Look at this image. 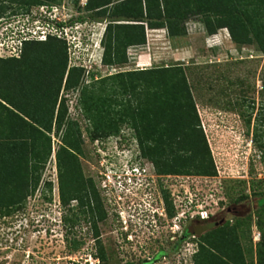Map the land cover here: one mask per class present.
<instances>
[{
    "label": "rangeland",
    "instance_id": "374dc122",
    "mask_svg": "<svg viewBox=\"0 0 264 264\" xmlns=\"http://www.w3.org/2000/svg\"><path fill=\"white\" fill-rule=\"evenodd\" d=\"M23 1L33 4H26L25 9L43 4L58 6L60 13L70 19V29L77 43L67 42L69 66L81 64L84 72L78 86L65 89L64 82L60 91L57 111L61 105L66 118L60 130L55 125L50 133L51 154L41 166V179L36 190L22 203L0 206V264H126L131 260H134L132 264H137L148 257L154 261L153 264H197L195 256L200 243L206 244V240L200 239L199 235L189 236L177 245V240L171 237L174 235L171 219H162L159 227L152 231L133 224V242H121L122 222L118 221L114 208L119 204L114 200L115 194L108 196L101 187L104 180L101 175L102 161L93 140L106 115L95 112L91 116L88 110L95 103H105L104 112L110 114L111 126L118 123L119 133L105 137L109 138L105 153L112 155L106 163L112 161L113 166L121 165L119 162H126L136 145L130 140L128 150L118 156L115 137L120 135L128 141L136 135L131 122H128L130 117L127 116L125 119L128 121L121 123L120 116L128 114L126 107L129 104L137 106L139 101L130 93L124 94L119 82L107 77L124 71L177 65L182 66L187 75L217 174H160L161 177L155 174V182L158 179L163 181L164 198L165 191L181 190L182 185L215 193L214 199L210 192L207 194L215 215L208 222L195 224L204 226L221 221L223 225L229 220L226 233L238 239L245 264H262L258 211L264 202L261 196L264 193V51L257 43L237 45L231 38L227 42L222 28L216 34H210L205 23L194 17L186 23L187 34L182 36H170L166 28H147V43L129 46L128 62L111 67L103 62V55L105 32L108 24L116 19L114 16L88 10L89 0H0V18L26 11L21 7V4H25ZM36 1L43 4L35 5ZM81 38L82 42H79ZM145 52L151 56L148 61L142 60ZM140 92L141 89L136 92L139 98L142 97ZM90 95L95 96L93 103L89 102ZM70 129V137L75 135L82 144L77 157L84 177L101 193L104 218L100 214H93L89 207H81L78 203L81 195L77 193L74 195L77 198L64 202L69 209L64 213L59 212L56 205L47 203L46 195L52 197L51 200H58V153L65 146ZM148 160L153 162L151 158ZM187 176H196V180L187 181ZM206 177L210 178L209 186L205 182ZM157 183L159 186L160 182ZM153 194V197L160 195L158 187L153 188ZM141 195L134 197L130 194L126 200L140 201ZM243 195H249V198L241 200ZM111 197L114 198L112 203L108 201ZM121 206L125 208L123 203ZM33 210L42 214L45 211L50 216L45 215L37 223ZM73 217L76 221L68 228ZM63 219L64 225L60 223ZM187 225L184 224L183 228ZM210 237L216 238V234ZM175 247L177 249L172 250ZM161 251L168 254L165 256L161 253L158 257ZM99 255H105V258ZM197 260L201 261L202 257L198 256Z\"/></svg>",
    "mask_w": 264,
    "mask_h": 264
},
{
    "label": "trees",
    "instance_id": "16d2710c",
    "mask_svg": "<svg viewBox=\"0 0 264 264\" xmlns=\"http://www.w3.org/2000/svg\"><path fill=\"white\" fill-rule=\"evenodd\" d=\"M23 2L21 7L29 11L25 5L31 2ZM37 4L43 3L36 1ZM87 9L116 18L105 32L103 62L111 67L128 62L129 46L147 43V28H166L170 36H182L187 34L186 23L194 17L205 23L210 34L222 28L227 42L231 38L237 45L257 43L264 51V0H89ZM67 49L66 40L50 37L47 41L27 42L19 59L0 58V206L22 203L40 182L39 171L51 154L50 133L55 125L60 130L66 118L61 105L57 111L60 91L64 82L65 89L78 86L84 72L81 66H69ZM107 78L118 81L124 94L130 93L139 101L137 106L126 107L128 114H122L120 122H127L125 118L130 117L128 122L134 128L144 157L152 159L159 174H217L182 66L124 71ZM139 89L141 98L136 93ZM89 99L93 103L95 96L90 95ZM88 108L91 116L95 112L106 115L93 140L119 133L118 123L111 126L112 118L104 112L105 103ZM70 135L71 129L58 153L62 202L77 198L74 196L77 193L81 195L79 201L87 199L85 205L93 214L104 218L101 196L93 183L85 179L77 157L82 144L79 138ZM261 196L264 198V193ZM46 198L49 199L47 195ZM165 198L172 217L175 212L168 191ZM248 198L249 195H243L241 200ZM262 211L264 202L258 211L259 246L264 264ZM75 221L74 217L70 219L67 227H72ZM205 222L208 221H202ZM229 225L228 220L199 235L206 244L200 243L195 256L197 264H245L238 239L226 233ZM189 234L193 233L187 230L186 236ZM214 234L216 238H211ZM198 256L202 257L201 261L197 260Z\"/></svg>",
    "mask_w": 264,
    "mask_h": 264
},
{
    "label": "built area",
    "instance_id": "2783aa9c",
    "mask_svg": "<svg viewBox=\"0 0 264 264\" xmlns=\"http://www.w3.org/2000/svg\"><path fill=\"white\" fill-rule=\"evenodd\" d=\"M69 20L66 15L63 16L60 13L58 6L47 4L37 7L34 6L29 11H20L1 17L0 58H21L26 43L31 41H47L50 37H57L66 40L68 43L74 42L75 36L70 29ZM73 66H81V64L77 63ZM115 138L116 143L114 145L118 156L121 155L120 153L125 154V151L128 150L127 146L130 145V140H133L132 143L134 142L136 145L135 150L133 149L134 152H131L127 156L126 162H119L121 165L115 164L113 166L112 161L106 163L107 158L111 160L112 157V155H106L105 153L107 152L109 138H99L94 140V143L97 144V155L101 159L100 162L102 161L101 170L103 172L100 174L104 176V180L101 181V187L108 196H114L115 194V199L111 197L108 201L112 203L114 199L119 204V206L116 207L115 205L114 207L115 215L118 221L122 222L125 230L130 231L132 229L129 235L130 239L135 234L132 228L134 226L133 224L140 227V229L146 228L152 231L154 228L159 227L162 219L166 221L171 219L173 224L171 228L174 234L171 236L172 239L177 240L181 238L185 241L189 237L186 236V231L190 225L196 222L198 223L199 221L204 222L212 219L215 213L211 210L212 203L208 201L209 196L207 197V194L210 192L213 199L216 194L210 190L194 189L192 185H182L184 192L183 189L170 191V198L175 212L171 217L166 199L163 197L160 203L159 195L158 197H153V184L157 180L155 174L160 177L161 175L156 171L155 164L144 157L138 139L134 136L130 137L128 141H125L124 137L120 135ZM194 177L196 176H187V181H190V179L193 181L196 180ZM205 182L209 186L208 182H210V178L206 177ZM130 194L134 195V197L141 195L140 201L133 199L126 200ZM56 196H58L57 201H55V198L51 200L52 197H49L47 203L50 206L56 205L59 212L62 211L64 213L66 208L59 191ZM121 203L125 206L124 209H122V206L120 207ZM119 208L122 210H119ZM33 212L36 213L33 218L37 223H40L45 215L46 217L50 216L49 214H45V211L44 214L37 210H33ZM60 223L64 225V219L60 220ZM184 224L189 225L183 228ZM192 236L196 237V235ZM90 257H92V254H90ZM89 260L91 261V259Z\"/></svg>",
    "mask_w": 264,
    "mask_h": 264
},
{
    "label": "flooded vegetation",
    "instance_id": "af4514ba",
    "mask_svg": "<svg viewBox=\"0 0 264 264\" xmlns=\"http://www.w3.org/2000/svg\"><path fill=\"white\" fill-rule=\"evenodd\" d=\"M157 182H160L159 183V186H157ZM157 182H154V184H153V188H159V191H160V195H159V201H160V203H161V201H162V199H163V197H164V195H163V190H164V186H163V181H161V180H159L158 179V181ZM99 192V195H101V193H100V191H98ZM78 201V200H77ZM88 201H87V199L85 198V199H83V201H78V203L80 204H82L83 205V207H88V205H85L86 203H87ZM65 208L67 209V211L69 210L68 208H67V206H65ZM67 214V213H66ZM117 217V216H116ZM118 219V218H117ZM195 223H193L192 225H190V227L187 229V230H189L190 228H192L193 230H194V232L195 233H193V234H189V235H187V236H192V235H196L197 236V231H199L202 227H203V225H197V224H195ZM119 228H120V226H119ZM197 229H199V230H197ZM121 235H122V241L121 242H124V243H131V242H133V239L131 240L130 239V233H131V230L130 231H127V230H125L124 229V227H123V224H122V226H121ZM100 236H98L97 238H99ZM177 245H180V243H182V239L181 238H178L177 239ZM177 249V247H175L174 249H172V250H176ZM163 254V255H167L168 253L166 252L165 253V251H161L160 253H159V255H158V257L160 256V254ZM164 256V257H165ZM158 257H156V258H158ZM99 262H101L100 260H99ZM131 262H134V260H131V261H127V263L126 264H130ZM153 260L152 259H149V257H148V259H146V260H141V262L140 263H137V264H153ZM101 264H102V262H101ZM132 264V263H131Z\"/></svg>",
    "mask_w": 264,
    "mask_h": 264
},
{
    "label": "water",
    "instance_id": "95a60500",
    "mask_svg": "<svg viewBox=\"0 0 264 264\" xmlns=\"http://www.w3.org/2000/svg\"><path fill=\"white\" fill-rule=\"evenodd\" d=\"M221 224H222L221 221H220V222L209 223V224H207V225H204V226L202 227V230H201V231H197L196 233H197L198 235H201L204 231H207V230H209V229L215 228V227H217V226H219V225H221ZM189 232H190V233H195L194 230H193L192 228L189 229Z\"/></svg>",
    "mask_w": 264,
    "mask_h": 264
},
{
    "label": "crops",
    "instance_id": "0c3cea01",
    "mask_svg": "<svg viewBox=\"0 0 264 264\" xmlns=\"http://www.w3.org/2000/svg\"><path fill=\"white\" fill-rule=\"evenodd\" d=\"M150 58H151V56H149V53L148 52H145L144 55H143V57H142V60L148 61Z\"/></svg>",
    "mask_w": 264,
    "mask_h": 264
},
{
    "label": "clouds",
    "instance_id": "9594fccd",
    "mask_svg": "<svg viewBox=\"0 0 264 264\" xmlns=\"http://www.w3.org/2000/svg\"><path fill=\"white\" fill-rule=\"evenodd\" d=\"M74 36H75V35H74ZM75 37H76V36H75ZM80 41L82 42V38L79 40V42H80ZM79 42H78V43H79ZM76 43H77L76 41L73 42L74 45H76Z\"/></svg>",
    "mask_w": 264,
    "mask_h": 264
}]
</instances>
